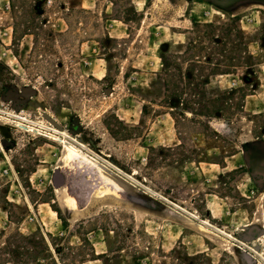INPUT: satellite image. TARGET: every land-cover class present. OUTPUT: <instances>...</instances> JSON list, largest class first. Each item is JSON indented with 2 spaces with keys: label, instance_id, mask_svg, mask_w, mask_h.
I'll return each mask as SVG.
<instances>
[{
  "label": "rangeland",
  "instance_id": "rangeland-1",
  "mask_svg": "<svg viewBox=\"0 0 264 264\" xmlns=\"http://www.w3.org/2000/svg\"><path fill=\"white\" fill-rule=\"evenodd\" d=\"M0 264H264V0H0Z\"/></svg>",
  "mask_w": 264,
  "mask_h": 264
},
{
  "label": "water",
  "instance_id": "water-1",
  "mask_svg": "<svg viewBox=\"0 0 264 264\" xmlns=\"http://www.w3.org/2000/svg\"><path fill=\"white\" fill-rule=\"evenodd\" d=\"M43 118L49 122L52 126H54L56 129L61 130V126L57 124V122L55 120H53V118H51L50 116L44 114Z\"/></svg>",
  "mask_w": 264,
  "mask_h": 264
},
{
  "label": "bare ground",
  "instance_id": "bare-ground-1",
  "mask_svg": "<svg viewBox=\"0 0 264 264\" xmlns=\"http://www.w3.org/2000/svg\"><path fill=\"white\" fill-rule=\"evenodd\" d=\"M54 120V119H53ZM54 127V126H53ZM61 131V130H60ZM74 153V150L72 148L68 147L66 144H64V154ZM66 157V155L64 156ZM95 185V184H94ZM71 201V200H70Z\"/></svg>",
  "mask_w": 264,
  "mask_h": 264
}]
</instances>
